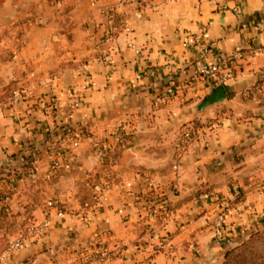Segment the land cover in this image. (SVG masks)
Returning <instances> with one entry per match:
<instances>
[{"label":"crops","instance_id":"crops-1","mask_svg":"<svg viewBox=\"0 0 264 264\" xmlns=\"http://www.w3.org/2000/svg\"><path fill=\"white\" fill-rule=\"evenodd\" d=\"M121 1L0 0L8 30L0 40L14 52L6 67L23 81L0 112V206L10 209L0 223L20 224H0V237L27 238L0 264H223L230 220L249 229L263 218L264 196L254 190L246 211H223L234 195L225 184L230 174L264 172V92L255 94L264 85V55L252 52L264 46V0ZM110 12L131 32L107 44ZM239 46L229 99L202 113L210 91L194 70L234 57ZM172 86L175 95L166 96ZM79 96L84 104L76 108ZM216 117L213 132L176 149L183 125ZM120 130L131 133L125 144L114 134ZM79 131L74 148L70 136ZM52 148L71 171L51 175ZM88 173L111 186L101 200L94 186L84 189L94 178ZM175 181L176 195H160ZM152 189L169 202L167 217H150L143 195ZM47 196L60 200L65 216H54L41 240L30 228L45 218ZM220 214L226 221L217 227Z\"/></svg>","mask_w":264,"mask_h":264},{"label":"rangeland","instance_id":"rangeland-1","mask_svg":"<svg viewBox=\"0 0 264 264\" xmlns=\"http://www.w3.org/2000/svg\"><path fill=\"white\" fill-rule=\"evenodd\" d=\"M1 5L6 6V3L3 2ZM0 28H1L0 29V38H7L8 30H7V14H6V11H2V13H0ZM11 55H14V52H13V54L11 53ZM11 55H10V47H8L7 44H5L4 42H1V40H0V60L3 62V65L0 64V112L2 114H4L5 109L10 107L11 100L15 96V94L19 91L22 92V90H18V89L21 88L19 83H21L23 81L19 80V79L16 80L15 77H17V76L15 74L13 75V72H14L13 68L8 69L6 67L7 63L11 62ZM39 83H41V82H39ZM262 92H264L263 87H261L259 91L255 92V94H258V93L261 94ZM210 95L203 97L201 99V101L202 102L205 101ZM251 96H253V95L251 94ZM243 97L249 98L250 95L248 93L247 96H243ZM228 99H229V97H228ZM226 102L211 106V107L207 108L206 110H204L202 113L209 110L210 108H217V107L221 106V104H225ZM217 120H218V117L213 118L206 123H202L201 121H195L189 125H183L181 127L180 136L176 141L177 142L176 143V149L182 151L181 146H182V143H183L184 137H185V135H184L185 127L190 126V125H197L198 127H200L202 129V135L204 136V135L208 134L207 131L209 132V130H211L213 132V130L216 128L215 125L217 124ZM79 134H80V136L82 135L81 131H79ZM114 134L116 137L117 136L119 137V135L126 134L127 140L126 139H125V141L120 140L122 143L125 144L129 140L131 133L128 134L125 130H123V131L120 130L118 133H114ZM196 140H199V137L191 140L190 147H191L192 143H194ZM47 151L49 152V149H47ZM28 160H29V164L31 167L30 172L33 173L34 167H32V164L34 163V165H35V163L37 161L36 156L32 157V155H31L28 158ZM70 165H71V163H70ZM64 170L65 171H71L72 165H71L70 169H64ZM230 173L228 171V174H230ZM90 174H92V176H93L95 173H90ZM90 174L88 173V175H90ZM252 174L253 175L251 176L250 179L246 176L242 177V179H237L233 176L231 177V174H230V177H228L229 179L226 181L225 184L228 186L229 193L234 194V195H233V199L224 208L225 210L223 211V213L224 212L228 213L227 211L231 210V209H236V213H239L241 211L243 212L244 209L247 206H249V205H243L244 203L247 202V199L250 196V195H248L249 190H251V191L254 190V194H258V196L259 195L264 196V172L256 171V172H253ZM100 175H101V173L96 174V176H93L94 178H90L89 181L91 183L90 182H88L87 184L85 183L84 189L87 190L88 188H91L92 186L95 187L97 184H105V185H107V189H109L111 187L110 184L107 181H102L100 179V177H101ZM249 182L253 183V185L250 187H249V185H247V183H249ZM175 184H177L176 181L169 184V186L166 189L167 191L165 193L162 191V193L160 195L164 194V196H165L164 198H166V197L168 198V196H170V195H176L179 188L178 187L174 188ZM153 189L149 190L148 192L146 191V193H144L143 196L145 197V201L147 202V204H150L148 206V207H151L150 217H153L154 215L156 217L158 216L157 217V220H158L162 217H167V214L170 211V205H169V202H165V199L161 200L163 197L160 198L159 194H157ZM45 199H46L45 202L47 204V202L51 199H54V197L47 196ZM155 199L157 202L153 203L155 201ZM87 200L88 199H86V201ZM159 200H161V201H159ZM236 205H240V207H236ZM152 206L153 207L155 206V207L153 208ZM246 209H245V211H246ZM155 212H156V214H155ZM221 215H223V214H220V216ZM225 216H226V214H225ZM235 216L237 218L238 215H235ZM218 218H217V220H218ZM217 220L215 221V225L217 224ZM0 224H1V226L11 225V226H15V227L17 225H20V224H18V221L14 220V219L4 220ZM234 225H236V227H234ZM230 226H231V229L228 232V236H227V239H229L230 242H228V244H227L228 245L227 246V256H226L223 264H264V211H263V218H261V220L258 221V224L255 228L251 227L248 229L246 227L247 226L246 224L239 226L237 224L236 219L234 220L233 218H232V220H230ZM233 228H235V229H233ZM237 228H240V230H241L240 234H238V235L235 234V231L237 230ZM242 229H244V230H242ZM229 234H231V235H229ZM16 238L17 237L14 238L13 236H6V235L0 237V243H1L0 244V256L3 255L4 253H6L10 244L14 240H16ZM157 249H159V248H157ZM103 255H105L104 252H103Z\"/></svg>","mask_w":264,"mask_h":264},{"label":"built area","instance_id":"built-area-1","mask_svg":"<svg viewBox=\"0 0 264 264\" xmlns=\"http://www.w3.org/2000/svg\"><path fill=\"white\" fill-rule=\"evenodd\" d=\"M139 0H122V4H134L138 3ZM160 4L168 5L174 2L175 0H158ZM57 5H60L62 3V0H55ZM237 11V9H235ZM116 14L113 12H110L107 14V23L108 27L104 34V40L105 43L111 44L114 42V37L122 32L130 33L131 29L128 26L127 22L120 18L119 22L116 19ZM120 24V25H119ZM121 26V30L119 28ZM129 46L135 49V46L133 43H129ZM184 47H189V43L185 42L183 44ZM244 47L239 46L236 48V53L234 57H223L218 59L214 64L201 67L199 69L194 70L193 76L195 80L205 82L206 88L210 91V94H213L215 91H217L220 88H226L228 87L237 77V72L234 70H231L229 68V65L233 63L235 58H239L242 54ZM254 55H264V46H256L252 50ZM136 55H139L140 51L135 49ZM203 55L209 54V49H205L202 52ZM88 66H83L82 73L87 74ZM140 78V76L138 77ZM264 87V85H263ZM176 88L175 86H172L167 89L165 95L166 96H172L175 95ZM248 93H245L244 96H247ZM84 104V100L81 96L78 97V99L75 102V107L80 108ZM71 133V132H70ZM184 141L182 143L181 149L182 151H187L190 147V142L192 139H195L197 137L200 138L202 136V129L198 127L197 125H190L185 127L184 129ZM70 136V135H69ZM73 137L72 146L74 148H77L80 146L81 143V136L80 134L78 136H70ZM121 141L127 140L126 134L119 135L118 137ZM49 159L51 161V175L57 174L62 169H70L71 165L70 163L64 158V156L56 149L52 148L49 150ZM32 167H34V163L32 164ZM149 187H152V184H149ZM178 185L175 184L174 188H177ZM107 185L105 184H97L94 187V194L96 199L101 200L104 193L107 191ZM10 209L7 205H1L0 206V219H2L7 213H9ZM54 216H57L59 218H63L65 216V211L62 208V204L59 199H51L46 204V214L45 218L37 223L34 224L30 228V233L33 234V236H38L39 239H44L47 235L48 229L51 226L52 218ZM226 221V216L223 214L221 215L217 220V227H222ZM27 245V238L25 236H20L16 240H14L10 246L9 250L11 252H14L16 250L25 248Z\"/></svg>","mask_w":264,"mask_h":264},{"label":"water","instance_id":"water-1","mask_svg":"<svg viewBox=\"0 0 264 264\" xmlns=\"http://www.w3.org/2000/svg\"><path fill=\"white\" fill-rule=\"evenodd\" d=\"M227 100H228V93L226 89L220 88L200 104L199 110L203 112L207 108L214 106L216 104L226 102Z\"/></svg>","mask_w":264,"mask_h":264},{"label":"trees","instance_id":"trees-1","mask_svg":"<svg viewBox=\"0 0 264 264\" xmlns=\"http://www.w3.org/2000/svg\"><path fill=\"white\" fill-rule=\"evenodd\" d=\"M120 16H116V19H117V21L119 22V20H120ZM120 25V24H119ZM119 28H120V30H121V26H119ZM119 35V33L114 37V40L117 38V36ZM18 91V90H17Z\"/></svg>","mask_w":264,"mask_h":264}]
</instances>
